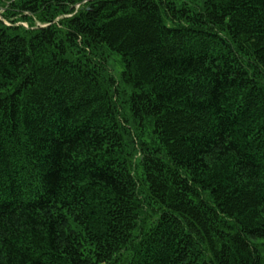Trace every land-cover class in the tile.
I'll return each mask as SVG.
<instances>
[{"label": "trees", "instance_id": "16d2710c", "mask_svg": "<svg viewBox=\"0 0 264 264\" xmlns=\"http://www.w3.org/2000/svg\"><path fill=\"white\" fill-rule=\"evenodd\" d=\"M0 15V264H264V0Z\"/></svg>", "mask_w": 264, "mask_h": 264}, {"label": "rangeland", "instance_id": "374dc122", "mask_svg": "<svg viewBox=\"0 0 264 264\" xmlns=\"http://www.w3.org/2000/svg\"><path fill=\"white\" fill-rule=\"evenodd\" d=\"M191 5H196L202 2V0H187ZM1 16V15H0ZM24 24L27 25L26 22H24ZM113 66L114 69L116 70V72H118V70H120L122 68L121 62H119V60L117 59L116 62H113Z\"/></svg>", "mask_w": 264, "mask_h": 264}]
</instances>
